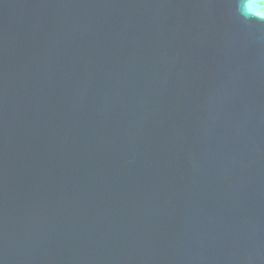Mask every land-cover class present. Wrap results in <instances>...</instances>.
<instances>
[{
  "label": "water",
  "instance_id": "95a60500",
  "mask_svg": "<svg viewBox=\"0 0 264 264\" xmlns=\"http://www.w3.org/2000/svg\"><path fill=\"white\" fill-rule=\"evenodd\" d=\"M238 0H0V264H264V21Z\"/></svg>",
  "mask_w": 264,
  "mask_h": 264
},
{
  "label": "clouds",
  "instance_id": "9594fccd",
  "mask_svg": "<svg viewBox=\"0 0 264 264\" xmlns=\"http://www.w3.org/2000/svg\"><path fill=\"white\" fill-rule=\"evenodd\" d=\"M237 10L245 20L264 21V0H238Z\"/></svg>",
  "mask_w": 264,
  "mask_h": 264
}]
</instances>
